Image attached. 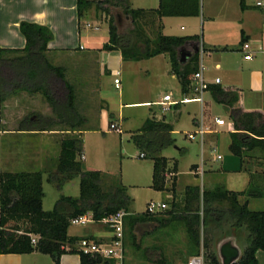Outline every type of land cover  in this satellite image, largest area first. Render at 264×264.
<instances>
[{
    "label": "rangeland",
    "instance_id": "rangeland-1",
    "mask_svg": "<svg viewBox=\"0 0 264 264\" xmlns=\"http://www.w3.org/2000/svg\"><path fill=\"white\" fill-rule=\"evenodd\" d=\"M94 1L95 3L91 6V9L86 11L81 18V36H77L78 33L74 32L73 37L66 38L67 40H59L57 43L77 50L80 44H94V42L109 40L110 18L113 15L111 12L103 10L104 1L100 3V6H98L96 0ZM129 1L131 6L136 8L144 5L157 7L159 3V0ZM253 1L255 3L256 0H250V2ZM108 7L114 11L122 10L118 6L112 8V4H109ZM213 7V0H201V12L199 18L195 20L194 28L200 38L204 31L209 33L211 31L210 27L215 25L209 21ZM143 22V30L146 35L152 39L156 38L160 28L155 16L150 15ZM187 24L181 18L167 20V27L162 32L166 34H184L188 31L181 30V26L184 25L188 28ZM77 27L79 30V24ZM132 28V24H125L121 29V33L129 32ZM228 32L227 42L231 49L213 54L211 58H208L206 54L204 59L206 70L208 68L212 76L220 75L223 78V84L233 80L238 82L245 92L255 93L259 91L260 94L257 95V98H264V48L255 52L252 50V58L246 59L245 52L240 49L238 28L231 29ZM88 35H92V39L88 38ZM91 40L93 43H91ZM80 54L81 52H76V56L72 58L68 54L60 57L54 56L51 63L64 64L62 67L65 71V77L74 86L77 110L81 111L84 107L91 110L95 108L94 102L98 100V96H93L92 89L84 86V84L86 81L96 79L94 78V69L97 67L96 63L93 62L89 71L76 66L81 64L82 56ZM88 59H90L89 56ZM82 62L86 63L85 67H88L87 59L82 60ZM121 77L122 83L118 89L115 87L114 74L101 75L100 95L103 98L111 99L116 121H118V117H123L121 125L119 121L116 122L122 132L118 133L115 130L110 132L107 126L103 125V130L88 134V152L86 151L85 155L87 167L108 173V182H111L113 178L120 180L132 199L130 214L126 217L125 222V264H189L192 257L201 254L205 256V264H211L209 260H212L214 256L219 258L218 247L220 243L228 238H233L236 245L243 252L250 235L253 233L252 222L246 217L241 220L238 214L232 213L230 211L231 204L228 200L209 203V206L214 210L206 213L208 203L205 201L203 203L202 199L187 203L185 202L186 192H182L193 179L199 182L201 193L204 189H213L217 185L227 188L224 176L211 170L205 172L203 183L201 178L192 175L194 164L202 166V148L199 136L195 139H190L188 136L189 132L199 129V123L203 124L212 132L205 136L204 149L205 157L208 158L207 165H212L213 168L217 169L222 166L223 162L229 161L233 157L229 149L231 141L229 131L232 126V119L226 105L217 101L213 92L206 91L202 102L190 101L178 106L173 105L167 112L163 111L162 107L157 104L152 106L141 104L120 106L121 103L130 100L160 101L166 93H171L174 99L178 100L185 96H196L192 91L189 93L182 92L178 78L171 76L164 62L157 63L154 60H144L141 66L127 67ZM39 93L35 98L27 93L19 97L18 101H20L21 107L23 106L26 115L33 111H45L47 107L50 108L43 93ZM12 111H15V107ZM154 112L158 116H156V119L165 117L174 127L173 137L175 143L164 149L162 155L169 157L172 163L175 160L178 161L179 194L177 195L176 207L172 206L173 194L171 191H157L151 187L153 159L148 156L141 157V150L131 140V136L143 126L146 118L152 116ZM217 117L223 118L226 124L219 126L216 123ZM97 122L96 120L95 122L90 121V124ZM58 127L62 128L64 125ZM61 138L62 136H58V142ZM30 139L29 137L14 139L13 145L15 148L21 149L23 145L29 144L32 140ZM2 140V137H0V142ZM57 148V158L48 162L44 169L34 165L31 166L33 171H44L43 206L45 210H53L61 195L80 196L79 177L64 183L62 188L49 180V174L51 171H55L57 167L60 145ZM215 148L216 150H214ZM217 154L223 155L224 159L214 161L213 157ZM78 159L83 161L82 155ZM238 161L240 163V158H238ZM26 169L21 165L15 168V170L21 171H26ZM167 177L168 182L171 183L173 175L168 174ZM246 199L249 200L251 210H264V194L263 196L245 194L240 197L241 202ZM150 201L168 203L167 209H161L158 212L174 208L175 214L171 216L160 214L165 219L163 225L152 221L134 226L131 222L132 214H142L147 211V205ZM196 216H199V223L195 220ZM190 223L192 229L196 231L195 240L189 232ZM83 226L82 224H72L70 229L72 232H78L82 230L81 227ZM95 227L104 230L106 225L97 222ZM197 241H200L199 247ZM204 243H206V247H204ZM38 257L41 262L43 259H46L44 261H50L51 259L50 256H42L41 254H38Z\"/></svg>",
    "mask_w": 264,
    "mask_h": 264
},
{
    "label": "trees",
    "instance_id": "trees-1",
    "mask_svg": "<svg viewBox=\"0 0 264 264\" xmlns=\"http://www.w3.org/2000/svg\"><path fill=\"white\" fill-rule=\"evenodd\" d=\"M244 2L245 0H241L242 8L245 6ZM94 3V0H78L79 17H83ZM97 3L100 6V2ZM103 3L104 11L110 13V7L105 4H112V7H121L124 13L133 17V28L121 33L111 16L110 36L103 49L120 50L124 59L136 61L168 53L172 72L178 77L182 92L189 93L193 74L200 69V51L193 54L187 63L181 64L178 48L187 40L198 37L166 35L162 32L163 25L160 23V31L152 39L146 35L142 24L150 15L158 18L199 16L201 0H160L158 7L153 9L133 8L129 0H104ZM20 30L26 38L24 48L0 47V100L4 101L20 91L42 92L55 116L33 111L19 122V130L44 131L60 125H64L63 130H78L86 120L77 110L74 86L66 79L64 68L51 63L46 56L48 44L54 39V32L48 25L31 21H22ZM241 41L244 43L245 38ZM211 91L217 101L230 107L229 113L237 129L231 133L230 151L243 159L253 156L252 152L257 150L264 159V113L234 107L239 99L237 88L215 85L211 87ZM173 130V125L165 117H149L131 136V140L141 153L153 159L151 187L157 191H171L172 206L176 207L177 176L174 173L177 172V163L170 165V159L161 154L175 143ZM82 151L81 134L68 135L61 140L57 167L49 174V180L62 188L64 183L79 177L80 196L61 195L53 210H45L43 206L44 171L0 173V254H29L38 251L49 255L55 264H61L63 254L77 253L80 255V264H114L112 259L79 250L75 245L83 237L70 236L68 233L72 220L76 217L91 213L95 220H102L122 209L130 213L132 203L120 180L113 178L108 182V173L86 168L84 162L78 159ZM168 174H173L170 184ZM245 194L263 196L264 171L252 173L249 186L243 191L217 185L213 189H204L201 193L199 186H188L185 202L202 199L203 203H208L206 213H210L214 208L209 203L228 200L232 213L238 214L241 220L246 217L253 223V233L248 244L241 258L233 264H259L256 253L264 249V210H251L248 199L241 202L240 197ZM160 214L171 216L175 214V210L171 208L164 212L132 214L131 222L134 226L152 221L163 225L165 219ZM195 220L199 223V216ZM191 226L190 223L189 232L195 240L196 231ZM33 238L36 239L35 242ZM197 244L199 247L200 241ZM206 246L204 243V247ZM209 261L211 264H222L216 256Z\"/></svg>",
    "mask_w": 264,
    "mask_h": 264
},
{
    "label": "crops",
    "instance_id": "crops-1",
    "mask_svg": "<svg viewBox=\"0 0 264 264\" xmlns=\"http://www.w3.org/2000/svg\"><path fill=\"white\" fill-rule=\"evenodd\" d=\"M97 2L104 0H96ZM160 1V0H159ZM214 7L211 10L210 22H213L215 25L210 27L211 31L207 33L204 31L202 37L195 32V20L199 16H166L163 18L155 17L159 24L163 25L162 30H165L167 27V20L173 19H182L185 20L187 24L186 28L184 25L181 26V30L188 31L184 34H166L174 36H190L198 37L192 38L186 41L182 46H185L186 49L190 50L195 54L197 48L200 51V67L203 69L205 76L211 82L210 87L207 91H211V87L215 85H220L221 87H234L238 89L239 99L235 102L234 107H241L245 110H259L264 113V98L258 99L257 95L260 94L259 91L255 93H247L244 91L242 86L238 82L233 80L227 81L226 84H223V78L216 74L212 76V73L206 70L204 59L205 55H208V58H211L213 54H218L220 52L229 51L231 47L227 42V34L229 30L238 28L240 33L239 43L245 55L251 53L252 50H262L264 48V8H259L255 6L254 1L245 0L244 8L241 6V0H213ZM78 0H0V47L7 48H24L26 46V38L20 30V24L22 21H31L44 25H48L54 32V39L48 44V50L46 52L47 58L52 62V57H60L64 54H68L70 58L76 56V52L80 53L82 60L87 59V66L85 67V62H82L80 65L81 69L87 71L91 70L92 62L96 63L94 69V74L96 79L86 81L84 86L92 89V95L98 96V100L94 102L95 108L91 110L88 108H82L80 112L81 116L86 120V122L78 127V130H63L62 128L55 126L53 129L44 130V131H25L19 130V122L26 116L23 106L21 107L19 97L25 93L30 94L31 97L35 98L39 95V92L30 93L27 91H20L18 94L7 98L4 101L0 100V137H2V142H0V173L4 171H21L15 170L18 165H21L23 168H27L26 171H33L31 166L39 167L44 169L46 164L52 159L57 158V147L60 145L61 150V140L68 135L81 134L83 138V151H82V160L86 165V155L85 152H88L87 141L89 138L88 134L92 132H99L103 130V125L107 126L108 131L115 130L118 133L122 132V129L118 127L116 122H122V116L118 117L116 121L115 113L113 112L112 101L110 98L106 99L100 95V78L103 74H114V80L116 77H119L120 84L122 83V75L125 73L127 67H136L141 66L144 60H154L157 63L164 62L167 66V70L171 73V76L177 77L176 74L172 72V63L170 55L168 53H162L151 58L141 59V60H126L124 59L122 52L120 50H105L103 46L106 42H94V44H86L79 46V49L75 50L68 48L70 46H64L57 43L59 40H67L66 38L73 37L74 32L77 36H81L80 24L81 18L78 15L77 8ZM159 5V3H158ZM108 7V4H105ZM133 7V6H132ZM158 7V6H157ZM113 8V7H112ZM136 8V7H133ZM137 8L153 9L156 7L150 6H141ZM91 9V8H90ZM75 23V25H74ZM79 24V30H78ZM188 29V30H187ZM245 38L244 43H249V49H243L244 43H242V38ZM88 38L92 39V35H88ZM91 43L92 40H91ZM180 46L178 48L179 58H180ZM224 48H226L224 50ZM86 51V52H84ZM84 52V53H82ZM252 54V53H251ZM88 56L90 59H88ZM253 56V55H252ZM91 60V61H90ZM59 66H64V64H55ZM119 72V74H118ZM178 78V77H177ZM216 78H220V82L216 83ZM98 80V81H96ZM115 83V81H114ZM180 83V82H179ZM116 87V85H115ZM120 88V87H116ZM192 91V90H190ZM193 92V91H192ZM212 92V91H211ZM167 94V93H166ZM252 96V98H251ZM164 97V96H163ZM121 99V98H120ZM163 98L160 100L162 101ZM160 101H151L148 99L141 100H130L123 102L122 105H143V106H152L160 105ZM48 104V103H47ZM182 104V103H180ZM179 104V105H180ZM161 106V105H160ZM178 106V105H176ZM15 107V111H12ZM47 107V106H46ZM162 107V106H161ZM227 111L229 112L230 107L226 106ZM46 116L54 117L55 114L50 106L45 109V111H38ZM156 112L152 116L156 118ZM147 117V118H149ZM158 117V116H157ZM146 118V119H147ZM97 123L90 124V121ZM146 121V120H145ZM167 121V120H166ZM168 122V121H167ZM145 123V122H144ZM199 123V122H197ZM201 125V123H199ZM117 129H120L118 131ZM140 129V128H139ZM138 129V130H139ZM237 131L234 121L232 120V126L230 128V135L232 132ZM174 132V130H173ZM172 132V135H173ZM211 131L206 133L205 136ZM61 134V135H58ZM58 136H62L58 142ZM29 137L31 138L29 144H25L22 148H15L14 139ZM231 144V141H230ZM205 139L204 143H201L202 148V166L194 164L192 166L193 174L196 178H201L202 183L204 179V174L206 171H213L216 174L224 176L225 183L229 190L234 191H243L246 190L249 186L251 174L264 171V159L259 156V152L253 151V156H246L243 159L235 156L232 152L231 159L227 162H223L220 168H213L212 165H207L208 158L205 157ZM230 147V145H229ZM230 149V148H229ZM216 150V148L214 149ZM60 154V151H59ZM162 154V152H161ZM164 156V155H163ZM218 154L213 157L214 161L223 160L222 158L217 157ZM146 157V156H145ZM167 157V156H166ZM169 158V157H168ZM234 158V159H233ZM240 158V163L238 161ZM170 159V158H169ZM177 163V172L174 174L177 176V195L178 191V180H179V171H178V161L175 160L173 163ZM173 163L170 160V165L173 166ZM228 165V166H227ZM25 170V169H24ZM95 170V169H93ZM104 172V171H103ZM106 173V172H105ZM173 175V174H172ZM153 179V173H152ZM170 184V182H169ZM188 186H199V182L194 179L186 185L182 192H186ZM210 189V188H209ZM243 197V196H242ZM177 201V198H176ZM168 205V203H167ZM168 208V207H167ZM166 208V209H167ZM96 223H89L81 227V231L72 232L69 228L70 236L77 237H96L103 238L106 235V228L104 230L96 229ZM77 248V244L75 245ZM38 254L42 256H49L42 254L38 251H34L29 254H0V264H55L54 260L51 258L50 261L42 262L38 257ZM259 264H264V249H260L256 253ZM61 264H80V255L77 253H66L61 256Z\"/></svg>",
    "mask_w": 264,
    "mask_h": 264
},
{
    "label": "built area",
    "instance_id": "built-area-1",
    "mask_svg": "<svg viewBox=\"0 0 264 264\" xmlns=\"http://www.w3.org/2000/svg\"><path fill=\"white\" fill-rule=\"evenodd\" d=\"M255 6L259 8H264V0H256ZM249 43H244L243 49H249ZM246 59H251L252 54L248 53L245 55ZM119 74V72H118ZM116 87H120L119 77L115 78ZM216 83L220 82V78H216ZM211 82L207 79L204 74L203 69H200L193 74L190 89L196 94L195 97H183L182 99H174L173 95L165 94L163 100L160 101L162 110L167 112L169 108L173 105L180 103H187L190 101H203L204 93L209 89ZM216 123L219 126L226 124V121L221 118H216ZM120 131V129H117ZM209 128L204 127L203 124L199 125V129L191 131L188 133L190 139H195L197 136L200 137V141L203 144L205 139V134L210 132ZM145 153H141V157H145ZM219 159L222 158L221 154L217 156ZM168 207L165 202H154L150 201L147 205V211L151 213H156L161 209H166ZM130 213L122 209L116 213L103 218L102 220H95L91 213L84 214L82 216L76 217L72 220V224H82L87 225L89 223H103L106 225V235L103 238L96 237H83L77 242L78 249L87 254L99 255L104 258L112 259L114 264H125V221L126 217ZM35 242L36 239L33 238ZM189 264H205V256L203 254L194 256L190 259Z\"/></svg>",
    "mask_w": 264,
    "mask_h": 264
},
{
    "label": "water",
    "instance_id": "water-1",
    "mask_svg": "<svg viewBox=\"0 0 264 264\" xmlns=\"http://www.w3.org/2000/svg\"><path fill=\"white\" fill-rule=\"evenodd\" d=\"M111 13L114 17V24L118 27L119 31H121L125 24L133 25L132 15L124 13L123 10H111ZM198 51L199 48H197ZM192 56L193 52L186 49L185 46L180 48L179 61L181 64L187 63ZM242 254V249L236 245L233 238L222 241L218 247V255L222 264H233L241 258Z\"/></svg>",
    "mask_w": 264,
    "mask_h": 264
}]
</instances>
